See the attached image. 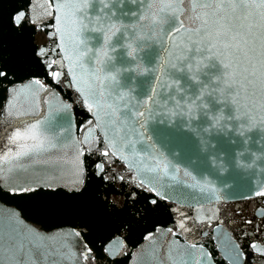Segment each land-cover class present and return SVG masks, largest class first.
Masks as SVG:
<instances>
[{
  "label": "water",
  "instance_id": "95a60500",
  "mask_svg": "<svg viewBox=\"0 0 264 264\" xmlns=\"http://www.w3.org/2000/svg\"><path fill=\"white\" fill-rule=\"evenodd\" d=\"M61 2L0 0V264H264L259 0Z\"/></svg>",
  "mask_w": 264,
  "mask_h": 264
},
{
  "label": "snow or ice",
  "instance_id": "6c2138e0",
  "mask_svg": "<svg viewBox=\"0 0 264 264\" xmlns=\"http://www.w3.org/2000/svg\"><path fill=\"white\" fill-rule=\"evenodd\" d=\"M180 2H184V0H180ZM53 3H55V0H53ZM244 6L247 7L248 4L245 3ZM253 6L261 8V9H264V0H259V3H254ZM68 7H70V5H68L65 2H63V0H62L61 3L56 4V11L60 13V15L58 17H56V19L61 24V27L57 28V33L61 34L62 39H63V36H64V32H63L64 25L68 22V14L65 11V9L68 8ZM169 7H172V5H169ZM178 7H179V3L177 4V8ZM193 7H195V5H193ZM217 7H220V6L217 5ZM234 7H235V5H234ZM49 15H51V13H49ZM73 15H74V13H73ZM262 15H264V14H262ZM197 18L199 19V17H197ZM12 22H13V25L16 26V27H23L25 23H31V24H35L36 23V21L31 19V9H29V11L27 13L24 12V11L16 12L13 15V17H12ZM72 23H75V21H72ZM204 23L206 24L207 21H204ZM216 35H217V37H219L221 35L227 36V33H223L222 34L220 32H217ZM224 47L228 48L229 45L225 44ZM33 54H34L35 57H37V61L36 62L41 64L43 66V68L46 70L45 74H48V72L50 70V74H51L52 78L54 80H56V81H59L61 73L59 71H57V67H59L60 65L57 63V61H53V60L45 61L44 60V58L47 57L50 54V50L47 49V48H43L42 47V48L36 49ZM66 58L70 59V57H66ZM224 67L228 68L229 65L225 64ZM11 74H12V69L9 68L6 63H0V81L9 79V76ZM34 83L37 84V85H40L41 82L39 80H36V81H34ZM78 91H80V89H78ZM101 95H103V94L101 93ZM88 108H89V111H92L93 110V105L92 104H88ZM88 126H90V125H88ZM32 127L35 128L36 126L33 125ZM27 138H28V134L21 133L20 131H17V132H15V134L10 139H11V141L13 143H15L18 140L27 139ZM31 138L32 139H36L35 135H32ZM83 142L85 144L88 143L87 137L84 139ZM110 146L111 145H109V147ZM34 147H35L36 150H39V149L42 148V145L36 144ZM16 155L17 156L27 155V153L26 152H17ZM100 155L104 156V157H107L109 155V152L108 151H103V152H100ZM4 159H7V157H4ZM97 168L100 170V172H104L105 164L104 163L97 164ZM156 170H157L156 168L148 169V171H151V172H155ZM105 178L106 177H102V179H105ZM116 179H123V177H116ZM26 183H29V182L26 181ZM30 183L39 184V189L33 188L31 186L25 187L23 184H21L19 186L20 194L23 195L24 198H26L28 200L37 201L36 211L38 213H43V212L48 211L46 206L41 202L42 199L44 198L43 197L44 191L42 190L43 189V185L40 184L39 181H37V180H33ZM147 190L149 192H151L157 198L148 200V198L145 197V200H148L149 204L156 206V207L149 208V209H146V210L149 211V212L156 211V209L159 207V198H162L161 194L159 192H155L154 188H149ZM0 193H5L6 194V190L3 189V188H0ZM259 194L260 195H264V193H259ZM129 195H132V193H129ZM2 223H3V217L0 216V224H2ZM180 226H181V228H183V224H181ZM261 230H262L261 227H256L254 229V231L257 232V233L261 232ZM76 235L79 236L80 234L76 233ZM237 247H239V245H237ZM251 248L255 252L264 254V247L258 246L257 244L253 243V244H251ZM36 251H38V250H36ZM206 255H207V258L210 260L211 259L210 254H206Z\"/></svg>",
  "mask_w": 264,
  "mask_h": 264
}]
</instances>
